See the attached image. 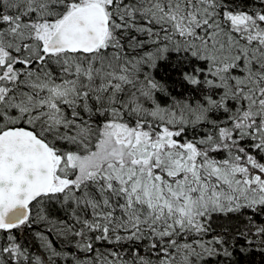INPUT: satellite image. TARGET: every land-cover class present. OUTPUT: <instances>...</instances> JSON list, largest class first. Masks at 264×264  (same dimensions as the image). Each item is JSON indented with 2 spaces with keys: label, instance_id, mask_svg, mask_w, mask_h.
<instances>
[{
  "label": "snow or ice",
  "instance_id": "6c2138e0",
  "mask_svg": "<svg viewBox=\"0 0 264 264\" xmlns=\"http://www.w3.org/2000/svg\"><path fill=\"white\" fill-rule=\"evenodd\" d=\"M0 264H264V0H0Z\"/></svg>",
  "mask_w": 264,
  "mask_h": 264
}]
</instances>
